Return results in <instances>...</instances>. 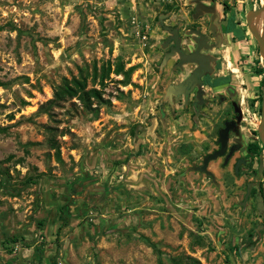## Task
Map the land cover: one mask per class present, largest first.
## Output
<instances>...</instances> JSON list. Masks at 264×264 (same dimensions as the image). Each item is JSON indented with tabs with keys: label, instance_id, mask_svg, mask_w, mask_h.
I'll return each mask as SVG.
<instances>
[{
	"label": "rangeland",
	"instance_id": "obj_1",
	"mask_svg": "<svg viewBox=\"0 0 264 264\" xmlns=\"http://www.w3.org/2000/svg\"><path fill=\"white\" fill-rule=\"evenodd\" d=\"M194 1L0 0V264H264V58L246 20L264 0H204L241 28L219 53L242 108L237 149L204 170L232 111L166 94L181 75L158 22ZM117 59L131 83L110 73L101 99L53 97L64 77Z\"/></svg>",
	"mask_w": 264,
	"mask_h": 264
},
{
	"label": "flooded vegetation",
	"instance_id": "obj_2",
	"mask_svg": "<svg viewBox=\"0 0 264 264\" xmlns=\"http://www.w3.org/2000/svg\"><path fill=\"white\" fill-rule=\"evenodd\" d=\"M199 1L202 3L199 9L197 10L195 0L191 11H188L187 16L183 17L181 21H173L165 25L162 19L158 20L167 33L161 43L163 47L162 56L167 53L171 68L181 75L168 84L178 86V92L171 93L174 99L182 98L184 105H188L194 112H197L202 105L218 96L221 102H225L231 108L232 113L228 118L223 119L220 126L222 128L225 121H234L227 134L226 150L222 154L225 161L230 148L235 147L225 161L227 162L238 146V144H228L231 134L237 129L235 105L240 108L241 114L242 108L236 100L235 89L237 88L233 87L230 82L229 71L233 70L229 67L231 53L229 52L226 57V55L219 53V48L226 38H239L237 32L241 28L230 17L229 10H226L227 3L223 2V6L219 10V3ZM226 14L227 17H225ZM165 26L169 29H166ZM172 30L174 31L172 32ZM180 53L184 56L196 53L200 60L198 62L181 60ZM220 88L225 91L224 94L218 90ZM218 137L215 149L219 148L220 145ZM238 160L240 159H237L236 162Z\"/></svg>",
	"mask_w": 264,
	"mask_h": 264
},
{
	"label": "trees",
	"instance_id": "obj_3",
	"mask_svg": "<svg viewBox=\"0 0 264 264\" xmlns=\"http://www.w3.org/2000/svg\"><path fill=\"white\" fill-rule=\"evenodd\" d=\"M237 37H241V30H238ZM132 71L133 66L125 67L121 59H117L113 63L106 61L100 65L92 62L90 69L86 67L80 68L78 76H73L70 79L64 77L60 83L54 85L53 97L57 100L76 97L86 104L90 97L101 99L100 90L95 87L96 83H103L110 73H114L121 75L119 81L125 85L131 83L130 76ZM88 80L92 83L90 87H87ZM0 84L2 83L0 82ZM246 148L251 152H257L259 149L255 143H248ZM191 260L198 263L195 259L191 258ZM51 264L56 263L51 260Z\"/></svg>",
	"mask_w": 264,
	"mask_h": 264
},
{
	"label": "water",
	"instance_id": "obj_4",
	"mask_svg": "<svg viewBox=\"0 0 264 264\" xmlns=\"http://www.w3.org/2000/svg\"><path fill=\"white\" fill-rule=\"evenodd\" d=\"M196 2H197V10H198L199 6L202 5V3L199 0H196ZM246 20H247L248 29L251 32V34L254 36L258 44L259 51L264 58V1L261 3V6L258 9H252L247 13ZM256 20L257 22L258 21L261 22L260 30H257L256 28V24H257ZM165 28L169 29V27L167 26H165ZM173 31L174 30H172V32ZM166 56H167V53H166ZM180 56H181V60L197 61V62L200 60L196 53H190L185 56L182 55V53H180ZM178 90L179 89L177 85L170 84L166 88V94H171L172 92H178ZM235 110L237 112L236 120L239 121L241 118V110L236 105H235ZM233 122L234 121H225L224 126L219 129L218 131V135H219L218 140L220 143L219 148L214 149L213 151L205 155V157L203 158L202 164L199 166V169L204 170L209 160L215 157L221 156L225 152L226 146H227V134ZM257 131H258L259 138L261 139L264 145V93L262 95L260 123L257 126ZM234 149H235L234 146L230 148L228 154L225 157V161L228 159L229 155ZM239 163H240V160L236 162L235 168H234L235 170H237ZM262 169H263V163H262V158L260 157L259 163H258V171L260 172ZM249 191H250V184H248L247 186V191H246L244 198L247 197ZM242 204H244V201L242 202ZM257 209L259 211L262 210V203H261L260 198H257Z\"/></svg>",
	"mask_w": 264,
	"mask_h": 264
},
{
	"label": "bare ground",
	"instance_id": "obj_5",
	"mask_svg": "<svg viewBox=\"0 0 264 264\" xmlns=\"http://www.w3.org/2000/svg\"><path fill=\"white\" fill-rule=\"evenodd\" d=\"M256 28H257V30H260V28H261V22H260L259 27H258L257 24H256Z\"/></svg>",
	"mask_w": 264,
	"mask_h": 264
}]
</instances>
